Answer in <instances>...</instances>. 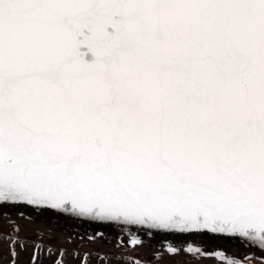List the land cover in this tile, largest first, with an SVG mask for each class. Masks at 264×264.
<instances>
[{"label": "snow or ice", "instance_id": "1", "mask_svg": "<svg viewBox=\"0 0 264 264\" xmlns=\"http://www.w3.org/2000/svg\"><path fill=\"white\" fill-rule=\"evenodd\" d=\"M14 216L253 264L201 244L264 253V0H0V221ZM13 233L14 264L29 242Z\"/></svg>", "mask_w": 264, "mask_h": 264}, {"label": "rangeland", "instance_id": "2", "mask_svg": "<svg viewBox=\"0 0 264 264\" xmlns=\"http://www.w3.org/2000/svg\"><path fill=\"white\" fill-rule=\"evenodd\" d=\"M25 215L34 214H30L26 210ZM13 219L15 223L0 221V235L4 237L0 240V264H13L10 254L13 245L9 237L14 234V228L21 229L17 239L29 242L27 250L16 247L18 257L14 264H30L32 256L37 253L36 244L41 245L38 252V264H54V261L58 259H63L64 264H84L85 256L88 258V264H130V262L134 264L135 261H140V264H218V261L213 259L197 260L187 253L176 256L165 251L166 243L179 246L180 239L149 237L139 233L144 240V246L139 247L129 246L127 235L123 233L116 235L109 232L107 238L92 243L86 238L81 239V237L86 234L90 235L99 229L86 228L70 221L50 222L41 217H37L34 222L28 219H17L15 216ZM39 224L47 225L49 228L42 230L35 226ZM121 237L122 242H120ZM201 246L205 247L207 251L227 252L229 255H235L237 259L243 260L246 256L251 257L253 264H261V261H264L259 253L240 244L233 246L230 243L209 240ZM48 249H52L54 254L49 253ZM60 252H65L64 257L59 255Z\"/></svg>", "mask_w": 264, "mask_h": 264}, {"label": "water", "instance_id": "3", "mask_svg": "<svg viewBox=\"0 0 264 264\" xmlns=\"http://www.w3.org/2000/svg\"><path fill=\"white\" fill-rule=\"evenodd\" d=\"M82 226L86 227V228H95L94 226H89V225H86V224L82 225ZM141 233H143V232H141ZM143 234H145V233H143ZM153 236L166 237V236H161V235H153ZM167 238L179 239V238H174V237H167ZM216 242H222L223 243V241H216ZM226 243H229V242H226ZM240 245H242V244H240ZM242 246H245V245H242ZM245 247L251 248L252 250L256 251L257 253H259L264 258V253H261L258 249L254 248V247H251V246H245Z\"/></svg>", "mask_w": 264, "mask_h": 264}, {"label": "bare ground", "instance_id": "4", "mask_svg": "<svg viewBox=\"0 0 264 264\" xmlns=\"http://www.w3.org/2000/svg\"><path fill=\"white\" fill-rule=\"evenodd\" d=\"M43 222V221H42ZM42 222H41V224H42ZM33 224V223H32ZM41 224H39V225H35L36 227H38V228H41L42 230H43V228H49L47 225L45 226V225H41ZM52 228V227H51Z\"/></svg>", "mask_w": 264, "mask_h": 264}]
</instances>
